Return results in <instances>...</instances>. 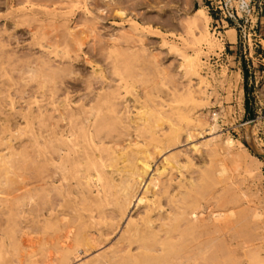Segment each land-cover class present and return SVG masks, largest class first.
I'll use <instances>...</instances> for the list:
<instances>
[{"label":"bare ground","instance_id":"obj_1","mask_svg":"<svg viewBox=\"0 0 264 264\" xmlns=\"http://www.w3.org/2000/svg\"><path fill=\"white\" fill-rule=\"evenodd\" d=\"M7 1H9V4H6L10 8V13L7 9L5 10L8 11V14L6 15L10 14L11 16L9 17V20L11 19L10 26H12L13 31L15 32V45L17 46L18 40H20L18 39L20 37L18 34L20 33L21 28L24 27L26 33L31 35L29 40H32V43H29V45H31L29 48L37 47V52L34 49L26 50L30 52H32L31 50H34L36 52L34 55L38 54L35 57H30L29 60L27 59L29 56L27 58L25 57L28 61L23 64L24 57L21 58L23 60L18 59V57L15 58V55L19 54L16 52V49L18 48L16 47V49L14 48L15 51L11 52L14 55L13 61L10 60V62L7 63L8 58L7 60L3 59L6 61H3L6 64L10 65L11 63L10 66L12 67L10 68L14 70L13 72H16L15 74L17 77H13V81L18 79V82L14 81V83L12 82L10 86L13 87L14 84L15 86H18L19 82H22L26 87L29 82H33V86L31 83H29L32 88L28 90L30 91V94L28 93V96L30 97L29 100L33 103H29L28 101L27 103L29 107L26 105V111L30 117L32 111L30 112V109L28 110V108H30L34 103L41 104L40 108H38L39 105H36L37 107L34 106L35 104L32 105L37 108L35 113H37L38 109H41V112L37 113V116L39 117L38 119H40V123H38V125L40 124V128L38 126L40 133L37 132L38 135H35V130L33 131L35 133L32 132L33 135L30 139L34 142L31 147V151H29L27 147L26 167H29L30 169L28 172H36V174H32L30 181L31 183L27 186L28 189L30 185H34V188H30V190H28V201L31 202V205H33L35 201L36 204L37 200L40 204H42L40 206L38 205V207L41 209L39 212L36 210L35 204V206L33 205L28 209V213L25 212V214L31 217L28 219L30 224L29 233H38L40 234V238H34L33 240L31 238L26 240L28 241V244L26 245H29L27 248L29 251L27 253L25 252L27 258L24 262H19L18 264H228L232 263L233 261L237 264H264V247L261 244L263 243L264 239L263 241L261 240V243H258L259 241H257L255 244L254 241L256 235L253 233L256 229H258L259 224L262 223V221H258V219L261 217V214L258 211V206L261 204L259 202V205L254 203V205H257V207L254 209L252 206L251 209V207H246L244 206L245 204H243V209L239 208L240 210L242 209L240 213L238 212L239 210L236 212V209L229 207L231 209H228L230 210V216L233 215V212H231L232 209L236 212V214L239 213L238 218L231 222L233 219H229V217L225 216V212L227 213L228 210L224 208V205L227 208L229 203H237L236 200L233 201L234 198L232 195H230L232 197H226L225 200H222L224 197L220 198L221 195L220 197L217 196L220 190L219 192L215 190V193L213 191V193L216 195H214L215 197L212 199L208 198V201L207 198H203L204 193L212 192L211 189L214 190L213 188L216 183L219 182L218 180H221L222 182V180L227 176V173H229L223 164V160L229 158V161H226L230 162L236 167H239L241 160V155L234 149L236 146L238 148L243 146L240 143H236V141L232 140L229 136H224V138L220 139L218 136L219 134L217 135V133L220 131L217 115L214 114L212 116L211 120L213 122L211 124L204 122L200 116H193V119L189 117L185 118V122L192 125V128L195 130V138H200V136H204V134L209 137L211 136L210 139L204 140L203 143L199 142L198 144L193 145L192 149L190 150L191 153H199L201 148H203L206 154H204L205 159L206 157L209 159H216V157H220L218 159L220 160L223 157L220 161H217L216 159V164L219 162V165L217 164L218 168L213 170V172L208 171L211 169H208L210 166L207 167L208 170L205 168L208 162H211V160L208 162L205 160L207 164L202 163L206 165H204L205 169L202 168L203 165H200L201 163L198 164V166L201 167H196L197 171L195 169V173L200 174V176L198 174V178H191L192 175L188 176V178H185L183 176V171L188 166L190 167L192 165V160H190L187 155L184 153L182 154L180 151H178L179 153L175 151L177 154L174 152V154L172 153V149L179 144V139L181 137V133L179 131L180 129L177 127V130L176 126L172 122L173 120L171 121L169 118L174 111L172 107L176 103V100L174 99L175 94L173 93L174 96L171 95L175 102L172 104L173 106L171 105L172 107L169 106L166 109V107L162 106L164 104L161 105L158 102V105L153 107L151 106V108H148V106L145 107L143 105L134 107L133 109L136 110V112L134 111L135 114L133 115L132 113L133 117L130 118L129 116L127 117L126 114H130L132 111H129V113L127 110L128 107L126 106L127 104H130L131 100L127 104L123 102L126 105L124 106L123 104L124 111L121 110V112L123 111L122 113L117 110L119 108L118 106L121 105L118 104V101L121 100V95L123 93L120 95L119 90L122 89H119L117 85L114 86L116 81L112 83L109 82L111 81L110 79H113V66L111 63L110 65L112 67L109 69L111 72L109 71L107 73H111L110 76L112 78L108 80V77L106 74H104V70H107L106 66V68L103 67L106 65L104 62L107 60L109 61L110 54L113 51L119 55L126 54L127 51L124 52L122 50L124 47L122 45L129 42L131 39L133 40V38L136 40L135 36L139 38V35H142V38L143 35H146L153 39H161V47L170 52L169 54L172 56L176 54L175 56H178L179 60L181 61L180 67H184V69H186V71L190 74L192 72V74H194L195 71L199 69V47L198 53L195 51V53L192 55H186L184 54L186 49L181 52L182 48H179V50L178 47L175 46L176 44L173 45V43L171 44V42L166 41L165 36H163L161 32L149 30L144 34L143 32L140 33L141 30L139 31L137 28L138 25L133 21L130 22L128 20L127 25L125 26L129 28L130 31L127 30V33H123L125 31L124 28H121V26L118 24V27L120 26L119 28L122 29V31L119 29L121 32L120 34L117 32L118 35L115 33V35L112 34L108 35L107 37L105 36V40L102 39L104 40L102 42L103 46H97L99 45L98 43L97 45L95 44L96 48H94V44L90 46L92 42L90 43L89 41L92 39L94 41V37L98 33L97 25H101L100 28H102L103 25L106 26V23L108 20H110L109 17L111 16H115L116 18L118 17L120 19V23H122L121 20L126 18L124 9L120 7V0ZM182 10L183 9L179 11ZM204 10L205 9L200 7L195 9L190 15H185L183 18H179V21L182 19V21L179 23V28L181 27L183 31L185 30L187 33L189 32V34L195 33L194 40L199 39V37L202 38V40L200 39V42H197L199 45L200 43L202 44L203 38L205 39L203 32H207L206 24L208 23L207 21L209 19V16L206 15V11ZM130 12L131 11H129V13ZM128 18L129 17H127V19ZM153 23L154 22L152 20V24ZM149 25L151 26V24ZM103 28L105 27L103 26ZM108 29L110 30V27ZM116 31H118V29ZM179 32L180 33L175 34L176 38L179 36L181 39H178L180 41L182 40L181 42L185 46L187 45V42L188 44L191 43L190 41L192 39H189V41L186 39L189 37L187 36L188 34L186 35L187 37L184 36L186 39L185 40L180 36L183 32H181V30H179ZM171 33L173 32L171 31ZM97 38L98 37H96L95 41ZM141 38L139 39L140 44L143 43L142 41L140 42ZM190 38L193 37L190 36ZM144 39L145 38L142 40ZM210 39L211 38H209V40ZM134 40L132 42H134ZM206 41L207 40H204V42ZM139 43L137 42L136 44L135 42L136 47L139 45ZM158 43L159 42H157L156 45ZM130 44L126 45L130 46L131 48L134 44ZM144 45L146 44H143V46ZM192 45L197 46L198 44L194 43ZM87 46L91 47L90 53L84 52L83 47ZM139 46H141L139 49L138 47L136 48L138 50H135V48L134 50L135 52L138 51V59H141L143 63L144 60H142V58L145 57L143 55L144 52L146 53V51L142 49V45ZM190 47L191 46H189V48ZM216 47L219 48L217 45ZM24 48H26V46ZM209 48L212 49L211 47ZM123 49L127 50L126 47ZM140 49H142L143 52ZM196 49L197 47L195 50ZM131 50L133 51V49ZM146 50L148 52V49ZM130 51L128 50V52ZM135 52L133 51L134 55ZM150 52L151 51H149V53ZM192 52H194V50ZM26 53L28 52L26 51ZM79 53L83 54L80 56ZM149 53H147L146 57L149 58L150 56V58H154V56L151 57V55H153L152 53L148 56ZM139 55H142L143 57L140 56L141 58H139ZM146 57L145 61H147ZM2 58L4 57L2 56ZM149 59L148 61L152 60ZM19 60H21L23 65H21V62L19 64ZM262 61L264 64V59ZM154 62L151 63L150 61L151 65L147 66L152 68V64H154ZM79 63L88 65L89 67L90 65H93V70L92 68L90 70L92 73L89 72L90 75L86 76L81 72L82 75L85 76L84 79H86L85 81L83 79L84 82L82 81V83H84V85H82L83 87L81 89L75 87V81L73 80L72 84L74 83L75 86L73 85L71 88H68L70 86L65 88L59 87L61 84L58 83V79L65 75H74V72L71 71V68L75 66L78 67ZM146 63L148 62H145V64ZM101 64H103V66ZM200 65L202 66L201 63ZM1 66L2 65H0V67ZM4 66L3 68H5ZM77 67L75 68L77 69ZM155 67L156 66H154V68ZM75 68L72 69L74 70ZM79 71H81V69ZM2 72L3 73L0 76L3 77L5 70ZM7 73L5 75H7ZM224 74L225 73H223V79L225 78ZM240 75L237 74L238 79H240ZM8 77L11 78L9 74ZM79 77L81 78V76ZM201 77L198 80L200 82H202L203 79L207 77V75L204 78L203 76ZM72 78L74 79V77L70 76V80ZM115 78L118 79L119 77ZM77 79L76 81L79 82ZM3 80H5V78ZM62 80L63 79H61V82ZM65 81L63 80V83H65ZM97 81L98 83H96ZM99 82L101 87H99V89L98 86L95 88V85L99 84ZM16 83L18 84L16 85ZM94 83L95 85L93 87ZM110 83L112 85L114 83V85L109 86ZM102 84L105 85L103 86ZM66 85L69 84L66 82ZM118 85H120V83ZM116 87L119 90L116 89ZM26 88L29 89L28 87ZM135 93L136 92H134V95ZM144 94L147 97L148 93L145 92ZM20 96H22V94ZM73 97L74 100H72ZM21 98L19 97V99ZM137 98L138 97H136L135 100ZM143 98L144 95L141 99L143 100ZM168 98H170V96H168ZM22 99L24 100V98ZM166 100V102H168L170 99ZM173 100H171V103ZM137 101L140 100L138 99ZM135 102L136 101H134V103ZM134 103L131 102V104ZM27 112L24 114L21 111V115H25L24 117L28 116L29 118ZM183 113H180V115ZM37 116L35 117L36 120ZM149 116H153L157 121L162 120V122L165 123L167 127L164 129L162 128V130L160 129L159 132H155V136L153 134L155 141L153 142L154 144L147 146L144 143L142 144L143 141L139 143L140 141L138 140V142L137 139L141 137V133L145 129V124L149 119ZM33 118H29V121L30 119L34 121ZM23 123H20V125ZM10 135L13 136L12 133ZM33 136L34 139H32ZM123 137H126V139ZM193 137L194 136H192L190 132H187L184 136V142L191 140ZM3 143H5V141ZM6 148L10 150L12 154L14 152L17 154L15 147L8 146ZM241 149L243 150L244 148ZM242 150L241 152H243ZM3 155L4 154H0V163L5 157H7V154L5 156ZM157 157H160V159L158 158L160 160L159 167L153 171L152 175L150 174V178L147 184H145L144 180L152 170H150L151 162ZM181 157H183L182 160ZM154 165L156 166V164ZM245 166H248V163ZM246 169L247 168H245V170ZM247 173L248 172H246V175ZM229 176L230 175L228 174V177ZM230 178L232 180V177ZM0 179L4 180H0V186L8 184V181L5 179L1 177ZM226 179L230 181L229 178L226 177ZM143 182L144 186L142 187L144 190L142 188L143 192L140 191V196H138L137 194H139V188H141V184ZM35 184H37L36 187ZM230 185L233 186V184H229L228 189ZM237 194L239 195V193ZM35 195H37V200ZM200 196H202L201 198H203L206 202H201L203 200L199 199ZM16 200L17 198H13L12 200L8 198H0V207L1 205L3 206L4 203L8 204L7 202L12 203L16 202ZM244 202L246 201H243V203ZM132 208L136 210L135 214L131 213L133 212L131 211ZM223 209L226 210H224V213ZM261 210L263 211V209ZM129 213H131V215ZM255 221L260 223L256 224ZM260 225L262 227V224ZM258 230H260V226ZM227 233H232V237L236 236L243 239L242 241L239 239L240 242H242L240 244L242 249L241 258L234 257L230 249L231 236H228L229 234L227 235ZM2 235L3 229L0 227V238ZM35 244L38 245L40 250V260L35 259L37 258V252L34 248ZM245 244L248 245L245 246ZM238 248L239 247L237 246V249ZM86 257L89 258L83 260Z\"/></svg>","mask_w":264,"mask_h":264},{"label":"rangeland","instance_id":"obj_2","mask_svg":"<svg viewBox=\"0 0 264 264\" xmlns=\"http://www.w3.org/2000/svg\"><path fill=\"white\" fill-rule=\"evenodd\" d=\"M120 1H121L120 7L124 9V11L126 13V18L121 20L122 23H120V19L118 17H117L118 19L115 16L109 17V19H110V20H108L109 23L107 21L106 26L103 25L106 29L103 28V26H102V28H100L101 25H97V30H98L99 34L97 33L98 35L97 34L95 35L94 41H93V39L92 40L90 39L91 41H89V42L90 43L92 42L90 44V46L94 44V48H96L95 44L97 45V43L99 44L97 46H100V45L103 46L102 42L105 40V38L108 35H112V34L115 35V33H116V35H118L117 32L120 34L121 33L120 31H122V29H121L122 27L125 30L123 33H127L128 32L127 30H129V28H127L125 25H127L128 21H130V22L133 21L135 24L138 25L137 26L138 30L139 31L141 30L140 33L143 32V34H144L145 32H148L149 30L161 32L163 34V36H165L166 41L171 42V44L173 43V45L176 44L175 46L178 47V49L182 48L181 52L186 49V51H188V52L184 51V54H186V55H192L193 53H195V51L198 53V47H199V49H200L199 53L200 54L198 53V55H200V57H199V67H198L199 69H197V71H195V73H194V74H196V73L197 74L194 75V74H192L193 72L190 74L186 71V69H184V67H180L181 61L179 60L178 56H175L176 54L172 56L169 54L170 52L166 51L164 48L161 47V45H160L161 39H158V40L153 39V38L148 37L146 35H143L142 38H141L142 35H139V38L137 36H135L136 40H134V38H133L134 42H132L133 41L132 39L129 40V42L131 41L130 43H133L135 45V42H136V44H137V42L139 43V39L141 38L140 42L142 41L143 43L142 44L139 43V45H142V49L144 51H146V53L144 52L143 56L146 57L147 53H149V51H151L148 54V56L152 53L153 55H151V57L154 56V58H155V60H154L153 57L150 58V56H149V58L154 60L155 62L150 60L148 57H146L147 61H145V57H143L142 55H139V58H141L140 56L143 57L142 60H144V62H143L144 64H145V62H148L145 64L146 65L145 66L142 63L141 59H138V54H137L138 51L135 52V50H138L139 47H141V46L137 45L138 49H136L137 48L136 45H135V47H134V45H132V47L130 48L131 44L129 42L124 43V45H122V46L126 47L127 50L123 49L124 47L122 48V50L124 52L127 51L126 54H120L119 55L118 53L113 51L109 56V61L107 60L104 62L106 65L103 66V64H104L103 62H102L103 64H101L103 67H105V66L107 67V68L105 67L107 70H104V74H106V76L108 77V80L113 77V79H110L111 81H109V82L112 83V82L116 81L115 85H114V83H113V85L114 86L117 85L119 89H122V90H119L116 87V89L119 90L120 95L123 93L121 95V97H122L121 100H119L120 102L118 101V104L119 105L121 104V105L118 106L119 108L117 107L118 108L117 110H119L120 112H121V110L124 111L123 107L127 103H129L130 100H131L130 104L129 105L127 104V106H126V107H128L127 108L128 112L132 111L131 113L129 112L130 114H128V113L126 114L127 117L129 116L130 118L133 117L132 113L134 115L136 112V110H134L133 108L138 107V106H142V105L145 107L148 106V108L149 107L151 108V106L153 107L155 105H158V103H159L161 105L164 104L162 106L166 107V109H167V107H169L175 103L174 100L172 99L173 97H171V95L174 96V94H175L174 99L176 100V103L174 104V106L172 105L173 107L171 106L174 109V111H173V114L169 118L171 119V121L173 120L172 122L176 126V129H177V127L180 129L179 131L181 133V137L179 139V144H178L179 146L176 145L178 147L175 146L172 149V153L173 152L175 153V151L177 153H179L178 151H180L182 154L184 153L185 155L188 156V158H190V160H192L191 162H192L193 166L191 165L190 167L188 166L186 169H184L183 176L185 178H188V176L192 175L191 178L194 177V179L198 178V174H199V173H195L196 167L197 168L201 167V166H198V164L201 163L200 165H203L202 168H204L206 166L205 164H207V162L209 160H211V162H208V164L205 168H206V170L211 168L208 171L213 172V170H216V168H218V165H219V162L217 163L218 165L216 164V162L220 161L223 157L220 160H218L220 157H216L217 161L215 158L209 159L206 157V159H205L204 156L206 154H205V150L203 148H201L199 153H194V154L191 153L190 150L192 149L193 145H196L199 142L203 143L204 140L210 139L211 136L209 137L206 134H204V136H200V138L199 137L195 138L196 132L192 128V125L185 122V118L189 117V118L193 119L194 117L200 116V118H202L204 122L211 124L213 122L211 120L212 116L214 114H216L217 118H218L217 120H218V124H219V130H220L219 133H217V135L219 134L218 136L220 139L224 138V136L225 137L229 136L232 140H235L236 143H240L243 146V147H239L240 149L236 146L234 149V150H236V152L238 151V153L241 155V160H240L239 167H236L235 165L228 162L229 158L226 159L228 161L223 160V164L229 172V173H227L226 177L229 178L230 181H228L226 179V177H225V179L222 180V182H221V180H218L220 183L217 181L218 183H216V185H215L216 187L214 186V188H213L214 190L211 189L212 192L204 193L203 198L204 197H205L204 199L207 198V201H208V198L212 199L213 197L216 196L214 193L216 191L219 192V190H220V192L217 196L220 197V195H221L220 198L224 197L222 200H225L226 197L230 198L233 196V198H234V199L232 198L233 201L236 200L238 203V204L237 203L235 204V202L229 203L228 206L226 205L227 208L225 207V205H224V208L226 210L233 208V209H236L235 210L236 212H237V210H239L238 211L239 213L243 209L242 207H244V206H246V207L252 206L254 209L260 203L261 205L258 206V208H259L258 211L261 214V217H260V219H258V221L260 220V222L262 221V223L257 222V221H255V223L256 224H258V223L262 224V227L259 224L261 231L258 230L259 229V226H258V229H256L255 232H253V233H255L256 237L258 238L257 239L255 237L254 243L256 244L257 241H259L258 243H261V240L263 241V239H264V236H263L264 235V226H263L264 225V222H263L264 221V159L256 156L254 154L252 148H254L257 152L264 154V64L262 61L264 59V0H247V1H249L248 9H246L245 12L240 13L239 16H237L235 19L228 20L226 23L227 26L225 25V23H223V25L226 27L224 28V30L220 31L221 35H219L218 37L216 34H213L212 21L214 22L215 20H218V22L221 23L220 22L221 20L224 21L223 17H221L220 15H218L217 17L214 15H210V12L207 11V9L205 7L204 0H198V1L197 0H132V2H131V0H120ZM6 3L9 4V1L0 0V46L2 45L1 46L2 48L0 47V51H1L0 52V57H1L0 58V65H2L1 66L2 68L0 67V69H1L0 75H2V73H3L2 71L5 70L4 76L3 77L0 76V111H1L0 112V154H4L3 156H5L7 154V157H5L3 159V161H1V163H0V177L5 179L6 181H8V184L4 185V186H0V198H2V199L8 198L10 200H12L13 198H17V200H16V202H12L13 204L10 202H7L8 204L2 203L4 207L2 205L0 207V227L3 229V235L0 238V264H18L19 262H24L27 258V255H25V254L29 251L27 249L29 247V245L28 246L26 245V244H28V241H26V240L31 239V238H32V240L34 238L35 239L40 238V234H38V233L37 234H30L29 233L30 232L29 231L30 230L29 229L30 224H29L28 219H30L31 217L28 216L27 214H25V212L28 213V209L31 208V206H33L35 204V202H36L35 198L37 200L36 196L38 195V194L35 195V198H34L35 202L33 205H31V202L28 201L29 200L28 190H30V188L31 189L34 188L33 187L34 185L33 186L30 185L28 189H27V186L31 183L30 181H31L32 174L34 175V174H36V172L35 173L28 172V171H30V169H29V167L28 168L26 167L27 166L26 165L27 164L26 163V160H27L26 159V152H27V147H28V150L31 151V147H32L34 141L33 140L31 141L30 138L33 135V133L36 132L35 135H38V133H40V129H38V126L40 128V124L38 125V123H40V121H39L40 119H38L39 117L37 116V113H40L41 109L40 110L38 109L39 112L37 111V113H35L36 112L35 110H37L36 107L38 105H39L38 108H40L41 104L34 103L35 105L34 104H32V105H34V106L37 105L36 107L31 105V107L28 108V110L30 109V112L31 111L33 112V115L31 112V117H30V115L26 111V105L28 106V103H27L28 101H29V103L31 102L29 100L30 97L28 96L30 94V91H28V90H30L32 88L33 82H29V83H31L32 86H30L29 83H28L29 85L26 83L27 84L26 87H28L29 89H27L25 87L24 83H22V82H19V84L16 83V85L18 84V86L21 84L19 87L15 86V84L13 85V87L10 86V84H12V82L13 83H14V81L18 82V79L13 81V77L16 76V74H15L16 72H13L14 70L12 68H10V67H12V66H10L11 63H10V65L5 63L6 62L5 60H7V58H8L7 63H9L10 60H12V61L14 60V57H13L14 55L11 52L15 51L16 47H18L16 49L17 50L16 52H17V54L18 53L19 54L15 55L16 56L15 58L18 57V59H21L22 57H24V60L21 59V60H23V64H25L30 59V57L31 58L35 57L38 54L34 55L37 52V50H36L37 47L29 48V46L31 47V45H29V43L30 44L32 43V40L31 41L29 40L31 38V35L26 33V30L24 27L21 28L20 33L18 34L20 36L18 39H20V40H18L17 46L15 45V40H14V33L15 32L13 31L12 26H10L11 25V21H10L11 19L9 20V17H11V16H10V14L6 15V14H8V11L10 8L8 7V5ZM200 7L205 9L204 11H206L205 13L207 16H209L210 20L208 19V21H207L208 23L206 24L207 32L206 31L205 32L207 34L203 32V34L205 35V39L203 38L202 44L200 43V45H199V43H197V42H200L202 40V38L199 37V39L194 40V34L195 33L194 34L190 33L191 34L190 35L189 32L187 33V31H185V30L183 31L181 27H180L181 28L180 29L179 23L182 21V19H180V21H179V18H183L185 15H190L195 9H198ZM5 9H7L8 11ZM140 9H141V12H140ZM181 9H183V10L179 11ZM128 10L131 12L129 13ZM132 12H133V16H132ZM138 12L141 14H139ZM9 13H10V11H9ZM129 15H131L132 17ZM146 15H147V17H146ZM154 16H156V17H154ZM127 17H129V18L127 19ZM145 19H146V21H145ZM168 19H169V21H168ZM152 20L154 22L153 24H152ZM175 20L179 21V22H176ZM112 21H113V24H112ZM141 21L143 22L144 25L142 24ZM145 22H147V23H145ZM167 23H169V24H167ZM118 24L121 26V28H119L120 26L118 27ZM149 24H151V26ZM142 26H143V28H142ZM109 27H110V30L108 29ZM156 27L159 29H157ZM117 29H118V31H116ZM119 29H120V31H119ZM168 29H170V30H168ZM179 30H181V32H183L180 35L182 38L185 39L184 36H186L188 34L187 36H189V37L186 36L187 37L186 39H188V41H189V39L193 40V41L191 40L190 41L191 43H189V44L187 42L188 46L187 45L185 46L181 42L182 40L180 41L178 39V38H180L179 36H178V38L175 37V34L180 33ZM2 31H3V33H2ZM163 31H164V33H163ZM171 31L174 34L171 33ZM206 35H208V36H206ZM6 36L10 37V38H7ZM190 36H192L193 38H190ZM96 37H98V38L95 41ZM133 37H134V35H133ZM143 38H145V39L142 40ZM209 38H211V39L209 40ZM5 39H7V40H5ZM98 39H101V40H98ZM102 39H104V40H102ZM204 40H207V41L204 42ZM194 41H196V42H194ZM212 41L216 42V43H213ZM157 42H159V43L156 45ZM176 42L177 43L179 42V43L177 44ZM180 42H181V44H180ZM148 43H149V45H148ZM194 43L198 44L199 46L198 45L197 46L192 45ZM210 43H212V44H210ZM126 44L127 45L130 44V46H127ZM143 44H146V45H144L146 48L143 46ZM179 44H180V46H179ZM206 44H208V45L210 44V45L208 46ZM27 45H28V47H27ZM158 45H159V47H158ZM216 45L219 46V48L216 47ZM23 46L24 47L26 46V48H24ZM88 46H89V44H88ZM88 46L83 47L84 52L90 53L91 47H88ZM184 46L188 47V48H185ZM189 46L192 47V48L190 47L191 50H190ZM193 47H195V48L197 47V49L195 50V48H193ZM209 47H211L212 49H210ZM134 48H135V50H134ZM216 48H218V49H216ZM7 49L9 50V52ZM10 49H12V50H10ZM26 49H34L36 52L34 50H31L32 52H30ZM131 49H133V51L135 52V55L133 54V51ZM142 49H140V50H142ZM146 49H148V52ZM192 49L194 50V52H192L193 51ZM128 50L129 51L131 50L132 52L131 51L128 52ZM143 50H142V52H143ZM26 51L29 54L26 53ZM6 53H9V54H6ZM129 53H131V54H129ZM79 54L81 56V54H83V53H79ZM141 54H143V53H141ZM1 55L4 58H2ZM9 55H11L12 57ZM25 57L26 58L28 57L27 58L28 60ZM3 59H5V60H3ZM148 59L151 61V63L154 62V64H152L153 69L149 68L147 66V65H151V63H150V61H148ZM216 59L219 61L216 62ZM21 60H19V64H20ZM3 61H5V62H3ZM107 62H109V63H107ZM110 63L113 66V69H112L113 76L112 77L110 76L111 73H107L110 71L109 70V69H111L110 67H112L110 65ZM200 63L202 64V66L200 65ZM23 64L21 62V65H23ZM80 65H82V66H80ZM153 65L156 67L154 68ZM3 66L5 68H3ZM79 66L78 67L81 69V71H79L80 69L77 66H75V67H77L78 71L75 67H72V68H75L74 70L71 68V71L74 72L73 74L76 77L74 75L70 74L69 76L68 75L63 76L64 78L66 76L69 78L66 77L64 79L62 77V78L58 79V81H59L58 83L62 85V86L59 85V87L65 88V87L70 86L68 88H71L74 85V83L76 85V86L75 85L74 86L79 88V89H81L83 87L82 85H84V83H82V81L85 77L83 75H86V76L90 75L89 72L92 73V71H90V70L93 67V65H90V67H89L88 65H83L82 63H79ZM108 66H109V68H108ZM84 67H86V68H84ZM92 70H93V68H92ZM183 70H184V72H183ZM10 71H12L13 74ZM81 72L83 73V75ZM86 72H88L89 74ZM6 73H7V75H5ZM223 73H225L224 74L225 80L223 79ZM8 74L11 78L8 77ZM76 74L81 76L82 79ZM237 74H239V75L241 74L240 75L241 80L238 79ZM206 75H207V77H205ZM70 76L74 77V79L72 78L70 80ZM114 76L119 77V78L117 79ZM201 76H203V78L205 77L202 82L198 81ZM4 78L6 81L3 80ZM14 79H16V78H14ZM61 79H63L64 81L66 80L65 83H63V80L61 82ZM76 79L79 80V82L76 81ZM237 79H238V81H237ZM72 80L75 81L73 84H72ZM85 80L86 79H84V81ZM66 82L69 85H66ZM76 82H78V83H76ZM229 82H230V84H229ZM96 83H98V81ZM111 83L109 86H113ZM117 83L118 84L120 83V85H118ZM94 85H95V83L93 84V87H94ZM3 86H5V87H3ZM14 86L16 87V89ZM97 86H98V89H99V87H101L100 82H99V84L95 85V88ZM119 86H122L123 88L119 87ZM26 89H27V91H26ZM178 90H180V91H178ZM133 91L136 92L135 95H137V96L134 95ZM21 92H24V93H21ZM145 92L148 93L147 97L144 94ZM1 94H3V95H1ZM21 94H22V96H20ZM23 94H25V95L27 94V95L25 96ZM141 95L142 96L144 95L143 100L141 99L142 98ZM23 96H25V97H23ZM168 96H170V98H168ZM19 97L24 98V100L21 98L23 100L22 101L21 99H19ZM133 97H135V98L138 97V98L135 100V98H133ZM176 97H177V99H176ZM123 98H124V100L126 99L125 100L126 102L123 100ZM7 99H9L10 101ZM138 99L140 101H137ZM166 99H168V100L170 99L169 100L170 102L169 101H168L169 103L166 102L167 101ZM72 100H74V97L72 98ZM171 100H173L172 103H171ZM21 101L22 102L25 101L24 102L25 104L22 103ZM134 101H136V102L134 103ZM123 102L126 104H124ZM131 102H133L134 104H131ZM137 102H138V104H137ZM160 102H162V103H160ZM31 103H33V102H31ZM123 104H124V106H123ZM7 105L8 106L10 105V106L8 107ZM189 110H191V111H189ZM21 111L24 114H26V112H27V115H29V118H31V119L34 117L33 118L34 121H32L31 119L29 121L28 116H26V117H24L25 115L22 116ZM24 111H26V112H24ZM188 112H190V113H188ZM180 113H183V114L180 115ZM38 115H40V114H38ZM36 116H37V120L35 119ZM148 118H147L148 120L145 124V129L141 133V137H139V139H137V141L138 140L140 141V142L138 141L139 143H141L143 141L142 144L144 143L147 146L154 144L153 142H155V141H154L153 137L155 136V134H154L155 132H159L160 129L162 130V128L164 129L167 127L166 124L162 122V120L157 121L154 119L153 116L152 117L149 116ZM150 120H151V122H150ZM148 122H150V123H148ZM153 122H155L156 124ZM250 122H252V125L248 124ZM20 123H23V124L20 125ZM34 130H35V132H33ZM10 132L12 133L13 136L10 135L11 134ZM187 132H190V134H192V136H194L193 137L194 139L192 138L193 140L191 139V140L184 142L185 141L184 136ZM153 134H154V136H153ZM144 137H146V138H144ZM123 138L126 139V137H123ZM32 139H34V136L32 137ZM29 140H30V142H29ZM4 141H5V143H3ZM10 141H11V143H10ZM180 142H182V143H180ZM8 146L15 147L17 154H15V152L12 154L10 152V150H8L6 148ZM241 148H244V149L242 150ZM241 150L243 152H241ZM177 153H175V154H177ZM191 154H193V155H191ZM189 155H190V157H189ZM242 157L244 160L242 159ZM158 158L160 159V157H157L156 159H158ZM202 158H203L204 162H203ZM156 159H154L152 161L153 163L151 162L150 170L151 169L152 170L149 173V175L146 176L147 178H145V180H144L145 184H147V182L150 178V174L152 175L153 171L157 167H159V161L160 160L159 159L156 160ZM182 159H183V157H181V160ZM202 163H205V164H202ZM247 163H248V166H245V165H247ZM154 164H156V166ZM194 164H196V165H194ZM208 166H210V167L207 169ZM244 167L247 169L245 170ZM249 168H252V169H249ZM249 170H251V171H249ZM196 171H197V169H196ZM246 172H248L247 175H246ZM187 173L188 174L191 173V174L188 175ZM249 173H250V175H249ZM30 174H31V176H30ZM37 174H38V171H37ZM228 174L230 175L229 177H228ZM199 176H200V174H199ZM230 177H232L233 181L231 180ZM0 180H2V179H0ZM234 180H235V182L237 180V182L235 183ZM2 181H4V180H2ZM224 181H225V183H224ZM228 183L233 184V186H235V184H236V186L233 187L230 185L231 188L229 186V189H228V185H229ZM202 184H204V183H202ZM36 186H37V184H35V187ZM142 186H144V182L141 184V188H139V191H138L139 194H137L138 196H140V191H142V188H143ZM221 189H222V191H221ZM143 190H144V188H143ZM232 190H234V191H232ZM213 191H214V193H213ZM228 191H229V193H228ZM226 192H227V194H226ZM237 193H239V195ZM207 195H208V197H207ZM230 195H232V196H230ZM209 196H211V197H209ZM201 197L202 196H200V198H199V199L203 200L201 202H206ZM211 199H209V200H211ZM243 201H246L247 204H246V202L243 203ZM40 202H41V200H40ZM32 203H33V201H32ZM254 203L257 205H254ZM29 204H30V206H29ZM41 204L37 200V203L35 204L36 206L34 205L38 212L41 210L40 207H38V205L40 206ZM243 204H245V205L243 206ZM246 207H245V209H246ZM252 207H251V209H252ZM239 208H242V209L240 210ZM225 209H223V213H224ZM233 209L231 211V212H233V215H234V216L231 215L232 218L230 216V210L231 209L227 211L228 214L225 212L226 217H229V219H233L232 221L230 220L231 222L236 220L239 216V213L236 214V212ZM248 209H250V208H248ZM261 209H263V211ZM131 211H133V212H131ZM131 211L130 212L132 214H135V212H136V210H134L133 208L131 209ZM131 213H129V214L131 215ZM233 217H235V218H233ZM226 219L229 220L228 218H226ZM261 232H263V233H261ZM227 235L231 236V239H232V240L230 239V244H231L230 249H231L234 257L241 258V255H242L241 250L242 249L240 247L241 246L240 244L242 242H240L239 239H241V241L243 239L236 237V236L232 237L233 236L232 233H227ZM227 235H226V238H227ZM263 243H264V241H263ZM263 243H261V244L264 247ZM248 244H245V246H247ZM36 245L37 244H35L34 248L36 249V252L39 254L36 253L37 258H35V259L40 260V257H39L40 256V252H39L40 250L38 248V245L37 246ZM237 246L239 247L238 249H237ZM88 258L86 257L83 260H86ZM19 259H21V260H19ZM228 264H237V263L233 261L232 263H228Z\"/></svg>","mask_w":264,"mask_h":264},{"label":"built area","instance_id":"obj_3","mask_svg":"<svg viewBox=\"0 0 264 264\" xmlns=\"http://www.w3.org/2000/svg\"><path fill=\"white\" fill-rule=\"evenodd\" d=\"M205 7L210 15L223 17L224 21L218 22V20L212 21L213 34L217 37L221 35V30L227 26V21L235 19L240 13H243L248 9L249 1L247 0H204ZM226 21V22H225ZM225 23L226 26L223 25ZM219 60L216 59V62Z\"/></svg>","mask_w":264,"mask_h":264},{"label":"water","instance_id":"obj_4","mask_svg":"<svg viewBox=\"0 0 264 264\" xmlns=\"http://www.w3.org/2000/svg\"><path fill=\"white\" fill-rule=\"evenodd\" d=\"M249 125H252V122H250ZM252 150H253V152H254V154L256 156L261 157L262 159H264V154L257 152L254 148H252Z\"/></svg>","mask_w":264,"mask_h":264}]
</instances>
